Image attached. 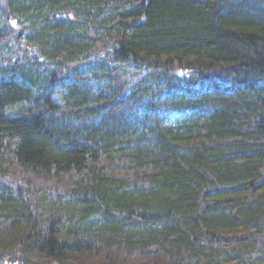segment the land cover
Masks as SVG:
<instances>
[{
  "label": "trees",
  "instance_id": "obj_1",
  "mask_svg": "<svg viewBox=\"0 0 264 264\" xmlns=\"http://www.w3.org/2000/svg\"><path fill=\"white\" fill-rule=\"evenodd\" d=\"M0 264H264V0H0Z\"/></svg>",
  "mask_w": 264,
  "mask_h": 264
}]
</instances>
